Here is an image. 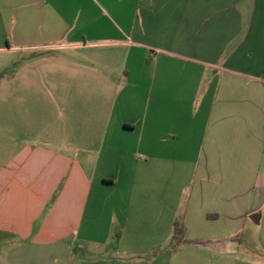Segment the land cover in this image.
I'll use <instances>...</instances> for the list:
<instances>
[{"label":"crops","instance_id":"1","mask_svg":"<svg viewBox=\"0 0 264 264\" xmlns=\"http://www.w3.org/2000/svg\"><path fill=\"white\" fill-rule=\"evenodd\" d=\"M253 4L0 0V264H264Z\"/></svg>","mask_w":264,"mask_h":264},{"label":"rangeland","instance_id":"2","mask_svg":"<svg viewBox=\"0 0 264 264\" xmlns=\"http://www.w3.org/2000/svg\"><path fill=\"white\" fill-rule=\"evenodd\" d=\"M253 1H254V4H253L254 12H253V15H252L253 17H252L251 26H252V29L254 31V36H253L254 43L257 42V45H259L260 41L264 38V36H260V34L257 35V34H255V32H260V30H262L264 32V19H262L263 15L261 13L259 4H255V0H253ZM248 6H249V3L247 2V5H246L247 9H248ZM241 19H240L241 22H242L241 25L248 28V26H249L248 25V16H247V20H244V15H242ZM259 54H260V49H258V52L255 53V55H254L255 58ZM242 239H243L242 248H241L242 256L246 255V253H247L246 251H249L251 249L256 251V250L259 249V246H258V243H257V237L255 235H252V234L248 233L247 230H246L245 233H243V238ZM240 242L241 241L237 242V244L239 245ZM71 248H72L71 249L72 252H74L76 254H85L86 253L85 249H80V245L79 244L71 245Z\"/></svg>","mask_w":264,"mask_h":264},{"label":"trees","instance_id":"3","mask_svg":"<svg viewBox=\"0 0 264 264\" xmlns=\"http://www.w3.org/2000/svg\"><path fill=\"white\" fill-rule=\"evenodd\" d=\"M177 224V223H176ZM178 231V229L176 228V232Z\"/></svg>","mask_w":264,"mask_h":264}]
</instances>
